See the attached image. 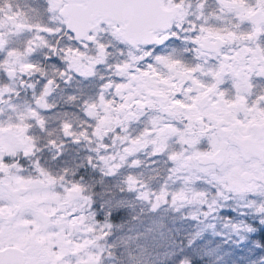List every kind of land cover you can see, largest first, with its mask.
<instances>
[{"label":"snow or ice","instance_id":"snow-or-ice-1","mask_svg":"<svg viewBox=\"0 0 264 264\" xmlns=\"http://www.w3.org/2000/svg\"><path fill=\"white\" fill-rule=\"evenodd\" d=\"M0 264H264V0H0Z\"/></svg>","mask_w":264,"mask_h":264}]
</instances>
